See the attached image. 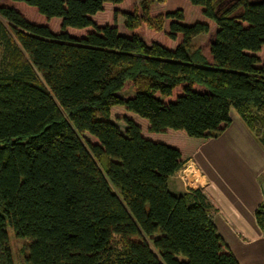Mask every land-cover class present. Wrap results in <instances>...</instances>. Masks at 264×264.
I'll list each match as a JSON object with an SVG mask.
<instances>
[{"label": "trees", "instance_id": "obj_1", "mask_svg": "<svg viewBox=\"0 0 264 264\" xmlns=\"http://www.w3.org/2000/svg\"><path fill=\"white\" fill-rule=\"evenodd\" d=\"M233 109L264 145V0H0V264H241L170 186Z\"/></svg>", "mask_w": 264, "mask_h": 264}, {"label": "crops", "instance_id": "obj_2", "mask_svg": "<svg viewBox=\"0 0 264 264\" xmlns=\"http://www.w3.org/2000/svg\"><path fill=\"white\" fill-rule=\"evenodd\" d=\"M238 115L232 114L220 137L198 147L170 186L177 194L203 192L216 209L218 232L239 262L264 264V234L255 217L263 200L264 145Z\"/></svg>", "mask_w": 264, "mask_h": 264}, {"label": "rangeland", "instance_id": "obj_3", "mask_svg": "<svg viewBox=\"0 0 264 264\" xmlns=\"http://www.w3.org/2000/svg\"><path fill=\"white\" fill-rule=\"evenodd\" d=\"M24 6L27 7V8L33 9L32 7H29L27 5H24ZM38 19H40V18H38ZM209 38H210V35L209 34H205V33L204 34H199V35L193 37V39L191 41V46L192 47H200V46H203L204 43H205V41H207ZM146 84H147L146 81H141V83L139 84V88L138 89L137 88H134V87H130L128 89L123 90L121 92V95L128 97V96H131V95L135 94L137 91L145 90L147 88V85ZM232 114H238V113L233 109L231 115ZM130 115L133 116L134 117V120H137L138 123L144 129V124H145L144 121L145 120L139 118L136 115H133V114H130ZM234 122H237V120H234ZM118 125L120 127H124V125L122 123H118ZM7 231H8V234H9V242H8V245H9L11 251H12V254H13L14 264H25L24 263V258L22 257V254H21V250L23 249V247H24V245L26 243V240L23 239V238L17 237L16 234H15V232H14V230L12 228H10V227L7 228Z\"/></svg>", "mask_w": 264, "mask_h": 264}, {"label": "built area", "instance_id": "obj_4", "mask_svg": "<svg viewBox=\"0 0 264 264\" xmlns=\"http://www.w3.org/2000/svg\"><path fill=\"white\" fill-rule=\"evenodd\" d=\"M213 213H214V215H215V213H216V212H215V211H213Z\"/></svg>", "mask_w": 264, "mask_h": 264}]
</instances>
